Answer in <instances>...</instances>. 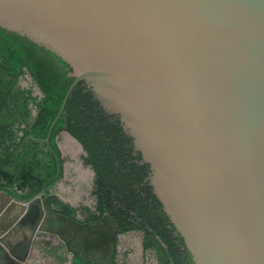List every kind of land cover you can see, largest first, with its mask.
<instances>
[{
    "label": "water",
    "instance_id": "water-1",
    "mask_svg": "<svg viewBox=\"0 0 264 264\" xmlns=\"http://www.w3.org/2000/svg\"><path fill=\"white\" fill-rule=\"evenodd\" d=\"M0 29L69 66L48 145L83 82L149 165L146 181L194 264H264V0H0ZM47 199L45 188L26 200L0 191L3 262L65 264L49 252L53 227L68 223L87 233L66 264L116 247L105 230L93 245L99 222L57 214Z\"/></svg>",
    "mask_w": 264,
    "mask_h": 264
},
{
    "label": "trees",
    "instance_id": "trees-1",
    "mask_svg": "<svg viewBox=\"0 0 264 264\" xmlns=\"http://www.w3.org/2000/svg\"><path fill=\"white\" fill-rule=\"evenodd\" d=\"M68 70L49 50L0 29V190L12 189L21 199H30L45 188L47 205L54 212L76 219L81 211L86 222L108 215L122 233H142L144 252L154 253L158 264H194L183 238L145 182L149 165L139 164L141 155L131 156L127 146L132 139L119 118L103 111L83 82L71 93L49 145L45 142L74 81ZM28 76L42 97L35 94L34 85H21L29 82ZM63 131L81 142L88 154L85 164L96 172L95 211L73 208L48 195L63 173L65 160L58 147ZM74 264L125 263H99L79 255Z\"/></svg>",
    "mask_w": 264,
    "mask_h": 264
},
{
    "label": "flooded vegetation",
    "instance_id": "flooded-vegetation-1",
    "mask_svg": "<svg viewBox=\"0 0 264 264\" xmlns=\"http://www.w3.org/2000/svg\"><path fill=\"white\" fill-rule=\"evenodd\" d=\"M28 79H29L28 84H26L25 82H22L21 85L24 86V87H27L28 85H34L35 94L36 95H40L42 97L43 95H42L41 91L37 92L36 89L38 87L35 84H33L32 78L30 76H28ZM33 114L34 115L36 114V109L35 108H33ZM62 134L63 133L61 132L59 134V137H58V147L61 144H64V138H63ZM127 147L130 150L128 152L131 154L132 157L137 158L140 155L134 149L133 140H132V144H130ZM59 150H60V148H59ZM60 152H61V150H60ZM135 153H137V155ZM82 154L83 155H82L81 160L83 161L85 168H89V169L91 168L93 170L94 174H96V172L94 171V168H92L91 165H86L85 164V157L88 156L87 152H86V154H84L82 152ZM62 159H63V157H62ZM64 163L62 165V172L64 171ZM72 169L73 170H71L69 172V180H70V182L73 183V184H75V182H76V185H79L80 186V191L79 192L82 195L85 193V191H87L88 193L91 190L93 191L92 192V194H93L92 195L93 196L92 198L94 200H93L92 204H90V205L83 204V205L92 207V209H94L93 206H95V205L97 206V202H95V199H97L96 196H95V178H96L95 175H87V174L83 173L82 176L76 177V176H79V175L76 172V169L75 168H72ZM74 172H76V173H74ZM61 178H63V173H62V177ZM146 179L147 178H145V182L147 183ZM58 182H59V180L50 188V190H49L50 192H49L48 195H55V196H57L55 190H56V185L58 184ZM83 187L86 189L85 191H82V188ZM0 191H3V190H0ZM8 191H10L11 194H12V196H14L15 198L21 199L11 189L8 190ZM57 197L63 203L66 204V202L63 199H61L60 196H57ZM32 198H30V199H32ZM21 200H26V199H21ZM70 206L73 207V208H80L77 205L76 206H72L70 204ZM57 214H59V213H57ZM55 219L56 220H60V218H57V217H55ZM75 220H77L79 222H86L85 221V218L83 217L81 211L78 212V215H77V217H76ZM93 221H98L99 222V224H97L98 228L96 230H93V232H96V233L98 232V234H95L96 235L95 236V235H91V233L90 234L88 233V236L90 235L91 240H93L92 241L93 245H96L95 237L96 238H99L100 237L101 230H105V231H109L110 232V235L109 236H112L113 234H116L117 235L116 247H114L113 245L110 244L109 241H107V243L104 244L101 248L100 247H97V246H94L93 248L87 249L86 252L84 253V255L86 257H88L90 260H93V261L99 262V263L111 262L113 260H116L117 262H119V260H118V257L120 256L119 253H118V250H119V238H120L121 235L124 236L126 234H124V233H122L120 231L119 226H117V224L114 222V220L112 218H110L109 216L107 218H105V215H103L99 219H94ZM93 221H90V222H93ZM49 223H50L49 220L46 221V224H49ZM43 226H44V224L42 225V227ZM56 229H57L56 234L55 233H53V234H54L55 240L57 242L53 243V245L51 246L53 249L51 250V252H49V255L50 256L51 255H56V258H58L59 263L63 262V263L66 264L69 261V253H70L69 249L75 250V251H79V249H80V241H79V239L81 238L80 236L83 235V232H86L87 233V229H83V231H82L79 227H75L74 225H72L70 223H68L66 226H63L61 228L53 227L52 230L55 231ZM40 232L43 234L44 233V230L41 229ZM42 234L41 235L38 234L39 237H37V239L40 240V241H43L45 238L48 237V234L46 236H43ZM175 235H176V233H175ZM44 241H46V239ZM7 242H10V241L8 240ZM4 243H6V241L3 242V240L1 239L0 240V264H7V263H5V262L2 261V257L4 255V251L2 249V245ZM141 245H142V251H143V253L146 254L144 252V247H143V238H142ZM146 258H147V256H146Z\"/></svg>",
    "mask_w": 264,
    "mask_h": 264
},
{
    "label": "crops",
    "instance_id": "crops-1",
    "mask_svg": "<svg viewBox=\"0 0 264 264\" xmlns=\"http://www.w3.org/2000/svg\"><path fill=\"white\" fill-rule=\"evenodd\" d=\"M62 136L64 138V144H61L59 146V148L61 150V154H62L63 159L65 160V163H64L63 178H60L58 184L56 185V190H55L56 195L60 196L61 199H63L66 202V204L69 203V205L70 204L72 206L77 205L78 207H82V206L89 207V206H86L83 204H87V205L92 204V202L94 200L92 198L93 197L92 196L93 191L91 190L88 193L87 191H85L86 189L83 187L82 191H85V193L83 195L80 194V192H79L80 186L76 185V182H75V184L70 182L69 172L71 170H73L72 168H75L76 172L79 175L76 177L82 176L83 173H85L87 175H95V177H96V174H94V172L91 168L90 169L85 168L84 163L81 159L76 158L77 153L80 154V150H79L78 145L70 137L65 135V133L62 134ZM71 147H73V150L71 149ZM76 172H74V173H76ZM12 191L15 192V190H12ZM10 194H11V192H10ZM95 202H97V199H95ZM93 207H94V209H92V207H90V208L93 211H95L96 205ZM123 250H126V249H123Z\"/></svg>",
    "mask_w": 264,
    "mask_h": 264
},
{
    "label": "rangeland",
    "instance_id": "rangeland-1",
    "mask_svg": "<svg viewBox=\"0 0 264 264\" xmlns=\"http://www.w3.org/2000/svg\"><path fill=\"white\" fill-rule=\"evenodd\" d=\"M26 84H28V82ZM82 155L83 154L81 153L80 150V154L77 153L76 158L81 159ZM142 236L143 234L139 232H131L124 236L123 235L120 236L119 250H118V253L120 255L118 257L119 262L125 264H158L154 253L152 252H147L146 254L143 253L142 245H141Z\"/></svg>",
    "mask_w": 264,
    "mask_h": 264
},
{
    "label": "bare ground",
    "instance_id": "bare-ground-1",
    "mask_svg": "<svg viewBox=\"0 0 264 264\" xmlns=\"http://www.w3.org/2000/svg\"><path fill=\"white\" fill-rule=\"evenodd\" d=\"M71 149L73 150V147H71ZM75 149V148H74ZM69 151V150H68Z\"/></svg>",
    "mask_w": 264,
    "mask_h": 264
},
{
    "label": "clouds",
    "instance_id": "clouds-1",
    "mask_svg": "<svg viewBox=\"0 0 264 264\" xmlns=\"http://www.w3.org/2000/svg\"><path fill=\"white\" fill-rule=\"evenodd\" d=\"M45 191H46V189H45ZM108 216V215H107Z\"/></svg>",
    "mask_w": 264,
    "mask_h": 264
}]
</instances>
